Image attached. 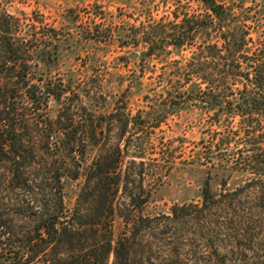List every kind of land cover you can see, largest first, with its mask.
<instances>
[{
  "label": "rangeland",
  "instance_id": "rangeland-1",
  "mask_svg": "<svg viewBox=\"0 0 264 264\" xmlns=\"http://www.w3.org/2000/svg\"><path fill=\"white\" fill-rule=\"evenodd\" d=\"M7 2L0 0V5L22 21L27 36L35 35L43 40L48 38L51 29L60 31L63 39L67 33L72 34V55L64 54L61 65L51 64L47 72L51 76L52 89L59 88L61 84L72 89L68 105L60 106L50 101L43 113L53 128L43 129L40 124L44 121L42 112L33 113L22 89L16 90V99L7 102L3 117H6L5 113L16 111L18 123L22 120L27 127L30 125L24 138L34 146L35 152L33 155L25 154L28 162L36 156L35 167L43 168L48 163L55 169H69L68 174L72 175V171L95 163L101 155L111 157L116 154L117 147L125 141L124 135H133L136 145L152 142L156 148L150 151L151 154H147L145 159L126 158L122 170L129 191L140 195V199L150 198V203L143 209L134 208L137 223L129 228L131 232L127 236L130 240L125 248L134 264H264V194L258 195L250 190L236 197L233 205H229L231 208L224 210L200 212L194 208L202 201L201 189L207 174H213L214 189L219 187L220 180L215 172L202 165L203 160H199V143L206 137L203 129L207 115L197 109H189L169 116L165 123L155 128L157 122L154 117L160 107L164 109L162 105L166 102L158 98L162 81L171 75L166 72L175 68L171 67L175 61L185 65L193 52L189 48H166L159 57L149 59L144 66V62L137 58L144 51L143 47L122 49L121 38H130L141 25L146 30H149V25H165L174 20L176 12L201 14L203 7L198 0ZM106 37L114 39L111 45L92 44L87 50L91 51L92 59L82 50L80 54L76 52L78 45L75 41L79 40L83 45L88 43L87 39L104 40ZM201 41L198 37L197 42ZM139 76H143L142 87L136 84ZM0 101H4L1 94ZM153 107L154 120L150 121L146 119L147 113ZM60 110L73 121L72 135H76L78 143L64 141L71 148L73 145L74 152L52 146L47 149V136L53 132ZM0 111L3 112L2 108ZM93 134L96 139H88ZM7 161L0 154V167H7ZM1 177L0 223L7 227L0 232L9 233L0 244V254H5V250L12 249L13 242L17 247L20 245L17 235L24 233L31 224L19 215L20 197L12 194L10 186H6ZM245 180L246 177L233 176L228 187L237 189L244 186ZM64 183L68 208L72 211L77 209L84 217V227L78 233L79 241L73 248L85 249L83 253L91 254L95 250L102 254L109 239L108 225L107 221L93 225L94 205L85 200L78 201V194L85 184L84 177L77 181L68 178ZM127 203L120 193L117 200L119 211L125 213L124 205ZM173 206L187 207L184 214H189H180L174 219L171 215ZM125 231L124 221L116 214L110 239L113 247L124 237ZM131 233L135 234L134 239ZM10 237L13 240H8ZM115 260L116 254L112 251L107 264H114ZM94 263L92 259L82 262Z\"/></svg>",
  "mask_w": 264,
  "mask_h": 264
},
{
  "label": "trees",
  "instance_id": "trees-1",
  "mask_svg": "<svg viewBox=\"0 0 264 264\" xmlns=\"http://www.w3.org/2000/svg\"><path fill=\"white\" fill-rule=\"evenodd\" d=\"M198 2L203 7L201 14L176 12L174 20L165 25H149V30L141 25L130 38H121V44L125 50L143 47L144 51L137 58L144 66L166 48H189L193 52L185 65L175 61L171 65L175 68L166 72L171 75L162 81L158 95L166 102L161 104L164 109L160 107L154 117L155 128L165 123L169 116L189 109L207 115L203 129L206 137L199 143V160H203L202 165L215 172L220 180L219 187L214 189L213 174H207L201 189L202 201L194 208L211 212L231 208L229 205H233L236 197L250 190L264 194V0ZM198 37L202 39L200 43ZM63 38L57 29H51L48 38L43 40L35 35L27 36L22 21L0 5V94L4 99L0 101L3 110L0 111V154L8 159L7 167H0V176L4 184L10 186L12 194L20 197L19 215L31 224L24 233L17 235L20 237L18 247L13 242L12 249L0 254V264H82L88 259L95 261L94 264H107L112 251L116 254L114 264H134L125 248L130 240L127 236L132 225L137 223L134 208L143 209L150 203V198L140 199V195H133L122 170L126 158L145 159L151 154L156 148L152 142L136 145L133 135H124L125 141L117 147L116 154L111 157L101 155L95 163L69 175V169H55L48 163L43 168L35 167L36 156L28 162L25 154L35 152L34 146L24 138L30 125L27 127L22 120L18 123L16 111L5 113L6 117H3L8 100L16 99V90L22 89L33 113L42 112L44 121L40 124L43 129L53 128L48 117L43 115L44 111L50 101L60 106L68 105L72 93L71 86L62 84L52 89L51 76L47 75L51 64L61 65L64 54L72 55V34L67 33ZM87 40L88 43L83 45L79 40L75 41L76 52L80 54L82 50L90 58L93 55L87 50L92 44L111 45L114 41L112 37ZM142 78L139 76L136 81L139 87L143 86ZM155 108H151L146 119L154 120L152 112ZM61 111L53 132L47 136V149L52 146L74 152L73 145L71 148L66 143H78L76 135H72L73 121ZM88 139L95 140L96 136L93 134ZM84 141L87 143V139ZM233 176L246 177L244 186L229 189ZM83 177L85 184L78 194V201L85 200L94 205L93 225L105 221L108 225L109 239L102 254L95 250L91 254L83 253L85 249L73 248L84 227V217L77 209L68 208L64 180L77 181ZM120 193L128 201L124 205L125 213L117 206ZM186 210L187 207L173 206L171 215L175 219ZM116 214L124 221L126 231L113 247L110 239ZM6 227L0 223V229ZM7 234L0 232V244ZM131 235L134 239L135 234Z\"/></svg>",
  "mask_w": 264,
  "mask_h": 264
},
{
  "label": "water",
  "instance_id": "water-1",
  "mask_svg": "<svg viewBox=\"0 0 264 264\" xmlns=\"http://www.w3.org/2000/svg\"><path fill=\"white\" fill-rule=\"evenodd\" d=\"M134 56H135V57H137V55H136V54H135Z\"/></svg>",
  "mask_w": 264,
  "mask_h": 264
}]
</instances>
